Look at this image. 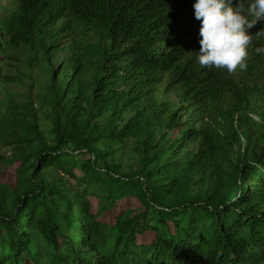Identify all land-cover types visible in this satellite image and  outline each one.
Listing matches in <instances>:
<instances>
[{
    "label": "trees",
    "instance_id": "obj_1",
    "mask_svg": "<svg viewBox=\"0 0 264 264\" xmlns=\"http://www.w3.org/2000/svg\"><path fill=\"white\" fill-rule=\"evenodd\" d=\"M194 3L0 5V52L68 37L76 57L60 72L40 61L49 137L0 120V149L19 164L14 186L0 183V264H264V111L247 131L258 100L197 62ZM131 139L138 166L125 174L112 162Z\"/></svg>",
    "mask_w": 264,
    "mask_h": 264
},
{
    "label": "rangeland",
    "instance_id": "obj_2",
    "mask_svg": "<svg viewBox=\"0 0 264 264\" xmlns=\"http://www.w3.org/2000/svg\"><path fill=\"white\" fill-rule=\"evenodd\" d=\"M11 2L12 0H0V5L9 7ZM249 32L252 34V40L246 63L251 61L253 63H249L245 70L238 69L233 74L237 79L236 81L241 82L245 93L254 96V99L258 100L262 108L264 107V69L259 62L264 61V54H258L256 48L264 47V30L261 28V23L257 22L249 29ZM57 41L58 47H53L49 51L47 48L50 46V42L45 41L39 43L43 45L42 49L37 43L35 47H20L17 50L5 49V51L0 52V120L2 125L9 122L19 124L20 118H23V120L28 118L38 126L45 137L51 135L53 129L51 106L42 87L45 73L41 69L40 61H44V66L47 67L48 71L56 69L60 72L63 70V62L69 61L71 62L69 63L70 66H72L74 64L73 58H76L74 54L68 51V37L59 38ZM55 44H51V47ZM39 50L42 51L43 59L39 55ZM69 70L72 71L71 68ZM71 74H68V77ZM68 77L64 79L65 83L68 82ZM159 93L164 101L179 103L176 92L166 91V85L162 86ZM251 101L257 106L254 100ZM257 108L258 106L253 109L255 114L244 116V128L247 127V131L252 129L251 120L258 125L261 122L264 109ZM240 132L244 134L246 131L240 129ZM243 140H245L243 147L245 150L247 147L245 137H243ZM115 150L116 155L112 163L120 165L122 173L132 174L138 166L135 141L132 139L126 141L123 145L116 147ZM67 152L71 153L73 151L69 148ZM75 156L78 158V153H75ZM97 164L99 167L104 165L102 160ZM18 167L19 164L12 161L11 148L2 147L0 149V183L14 186ZM69 183L73 182L69 181Z\"/></svg>",
    "mask_w": 264,
    "mask_h": 264
},
{
    "label": "clouds",
    "instance_id": "obj_3",
    "mask_svg": "<svg viewBox=\"0 0 264 264\" xmlns=\"http://www.w3.org/2000/svg\"><path fill=\"white\" fill-rule=\"evenodd\" d=\"M194 16L200 21V48L196 60L202 68L245 70L252 34L257 22L264 21V0H195ZM264 54V47L256 48Z\"/></svg>",
    "mask_w": 264,
    "mask_h": 264
}]
</instances>
